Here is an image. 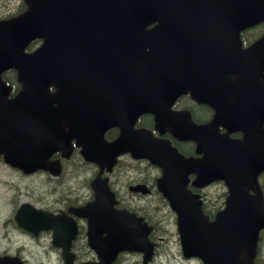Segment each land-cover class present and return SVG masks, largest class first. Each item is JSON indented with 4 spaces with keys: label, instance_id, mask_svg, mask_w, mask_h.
Returning a JSON list of instances; mask_svg holds the SVG:
<instances>
[{
    "label": "water",
    "instance_id": "obj_1",
    "mask_svg": "<svg viewBox=\"0 0 264 264\" xmlns=\"http://www.w3.org/2000/svg\"><path fill=\"white\" fill-rule=\"evenodd\" d=\"M28 2L30 8L26 14L15 21H0V72L19 57L18 51H8L5 45L14 40L26 43L42 37L44 42L24 64L22 78L32 79L36 84L46 80L55 84L57 91L51 94L50 101L59 104L60 93L61 98L65 95L62 98L65 104L50 106L52 111L45 123L44 137L34 131L39 104L33 105L30 99L21 97L17 103L4 100L0 107L4 121L0 143L7 148L15 144L16 148L6 156L7 160L27 169L46 167L48 157L66 140L64 124L67 123L72 134L87 139L84 147L91 158H98L94 154L102 153L98 138L103 137L105 127L117 122L121 113L131 118V122L143 111L162 118L175 98L192 87L202 85L204 93L221 92L225 95L223 100L208 99L216 109L212 124L195 126L189 122L197 130L207 128L197 140L198 151L206 148L208 156L195 161L170 141L158 139L152 143L148 136L141 146L126 147L163 168L161 189L176 207L186 256L198 255L206 264H254L259 231L264 228V202L258 183V175L264 171V81L254 86L252 76L261 75L264 68V36L243 49L239 32L264 20V0ZM208 12L226 13V22L210 35L203 28L196 30V26L195 31L188 30L185 17L181 16L188 14L189 21L195 23L202 21ZM155 21L157 25L147 27ZM173 26L179 29L174 35ZM215 34L218 38L221 35V39L214 45L210 36ZM174 37L183 39L178 42L177 61L169 49ZM210 48L215 53L203 72H190L196 68L189 62H204ZM233 70L240 72L237 78L219 79V75ZM255 92L257 99L250 106L247 100ZM221 123L228 132L215 131V126ZM234 130L242 131L243 137H230L229 132ZM32 136L47 144L32 146ZM195 163L197 168H192ZM191 172L197 173L195 183L206 184L219 178L228 186L226 206L213 221L203 214L199 201L194 205L197 195H192L186 186ZM93 186L96 199L71 209L88 219V243L100 258L92 264H111L124 249L150 248L152 244L147 243L150 226L145 228L125 211L115 210L112 193L99 181H94ZM60 215L65 216L24 204L17 220L34 231L41 227L54 228V242L63 248L66 264H72L73 255L69 251L77 225L73 218ZM31 221L48 224L32 226ZM150 256L151 253L145 255V262ZM0 264L23 262L18 257L4 256L0 257Z\"/></svg>",
    "mask_w": 264,
    "mask_h": 264
},
{
    "label": "flooded vegetation",
    "instance_id": "obj_2",
    "mask_svg": "<svg viewBox=\"0 0 264 264\" xmlns=\"http://www.w3.org/2000/svg\"><path fill=\"white\" fill-rule=\"evenodd\" d=\"M264 34V22H259L255 24L252 27H249L241 32V40L243 41L244 46H249L253 44L255 41H257L261 36ZM216 39L211 40V42L214 43ZM214 48L212 49L211 53H209L204 62L195 70H192L190 72L192 73H201L204 70V67L206 63L209 62L211 58L214 56ZM16 76V71H14ZM237 77L236 72H224L222 74V79L226 80L227 78L235 79ZM257 74L255 73L254 79H253V85L256 86L258 84L257 82ZM17 79V77H16ZM203 83V82H202ZM20 89L16 86L14 88V92L16 93ZM246 95V93H244ZM214 98L218 99L219 101L223 100L225 98V95L222 93H204V87L202 85H198V87H193L192 92H187L184 94H181L175 101L174 104L171 106L172 108V114L169 117H166V120L164 121L161 128H156V120L154 119V115L152 114H142L137 119V127H146L149 129L153 135L159 138H168L171 140L173 145L177 146V148L185 153L186 155L195 158H201L203 156H208L209 151L204 147V142H201V145L203 148H205L203 151H198V145L199 142L197 140V137L204 135V131L207 128H200L198 130H192L191 122L187 123V115H190L191 119L197 123V124H206L209 123L214 116L215 113V107L213 104H211L208 99ZM253 99H257V93H252L251 97L247 100L248 104L251 106ZM204 100V101H200ZM226 129L224 127V124H218L215 128V131L217 133H222ZM147 132V131H144ZM237 133H233L232 136L241 138L243 137L242 131H236ZM121 134V128L118 125L111 126L107 129L105 135L109 141H115ZM139 135L137 134V131H132L127 133V136L125 137L124 141L122 143L126 144H136L139 143ZM206 135V134H205ZM75 143V140H74ZM76 150L80 153V148L74 146L73 153H76ZM72 153V155H73ZM72 155L68 158H63L60 153L54 154V157H59L61 160V174L72 172L74 174L77 173L78 169H81L80 167H75L71 169V164L73 160H75V156L72 157ZM3 158V157H2ZM81 163H84L82 160L79 159ZM7 164L10 168H12L15 171H18L21 175L27 176L36 174L37 172H40V170L36 171L32 174H26L21 169L12 167L7 162ZM87 166H91L90 163H86ZM191 165V164H190ZM92 167V166H91ZM84 168V166H83ZM192 168H197L196 163L193 164ZM97 171L94 167L93 173L85 174L88 176L84 177L85 183L87 182V186L89 188V194L87 198L78 200L76 197L72 198L69 194L62 195V197L59 199L63 202L62 206H55L52 205V207H47L51 212L53 213H60L61 211H65L68 216H71L76 221L79 231L75 237V239L72 241V251L76 255L77 260H83L90 258L92 260L97 259V255L95 252L90 248L88 245V240L85 233L86 228V219L84 217L75 215L71 213L68 208L70 206H77L83 203H86L94 198L95 191L92 186V182L94 178L97 176ZM47 174V177L49 180H54L56 178H59L61 174L54 176L52 175L48 170L43 171ZM80 173H77L75 177L79 176ZM135 175V176H134ZM162 175L161 169L156 164H151L149 161L145 160L144 158H136L134 157L130 152H124L118 155L117 162L115 163L114 168L109 174V181L112 186V188L116 191V193L119 195L120 200L122 204L120 206L126 207L129 209V211L135 213L136 216H140L143 218V222L145 221L149 222L152 226V231L150 232V238L153 240L155 245V256L157 255L159 251V243L164 240V237L156 236V232L158 230V221L155 219L153 215L149 211H151L152 204H150V201H152V198L154 200H157L158 198L162 200L164 204L168 206L169 211H172L175 215V210L171 207L170 204L165 200V197L163 196L159 184V178ZM130 178L132 181H130L127 184V190H125V195L122 196L120 191L119 183L124 178ZM79 178V177H77ZM197 178L196 172L189 173V182L188 187L196 194H198L197 199L203 198V206L204 209L207 212H213L219 210L224 205V200L226 199V196L228 194V187L225 184V182L222 179L216 178L206 184H196L194 183V180ZM260 181L261 186L264 190V173L260 175ZM220 185L221 192L218 194V197L220 200L213 201L211 200L212 195H210V189H213V186ZM138 197V199H137ZM146 198L148 201H145ZM170 205V206H169ZM210 205L214 206L213 208H210ZM173 209V210H172ZM175 224L177 227V219L175 215ZM12 224L15 228H17L20 233L29 235L31 238V243L35 245L36 250L38 254L41 256V258L46 259L47 261L51 260H58L63 264V253L61 248L56 247L53 242V230L47 229L44 231H39L38 233L26 231L23 228L18 227L17 222L11 218L10 221H6V225ZM157 228V229H156ZM262 241V238H261ZM159 242V243H158ZM41 243L43 244V247H41ZM15 254L21 255L25 260L28 262L25 255L21 252L20 249H17L14 251ZM134 256L141 257L140 253H137L136 251H122L119 253L118 257L119 259L115 260L114 264H130L127 262V259L132 258ZM143 256V255H142ZM126 257V258H125ZM122 258V259H121ZM153 258V259H154ZM126 261H123V260ZM187 259H197L202 264L203 261L198 257H189ZM154 261V260H153ZM153 261L150 263L152 264ZM143 262V260H142ZM29 264V262H28Z\"/></svg>",
    "mask_w": 264,
    "mask_h": 264
},
{
    "label": "rangeland",
    "instance_id": "obj_3",
    "mask_svg": "<svg viewBox=\"0 0 264 264\" xmlns=\"http://www.w3.org/2000/svg\"><path fill=\"white\" fill-rule=\"evenodd\" d=\"M21 0H0V17L8 16L19 10ZM79 156L73 160L71 169L80 167L77 173L79 178L75 177L77 173H63L59 178L49 180L47 174L43 171L36 174L23 176L18 171L10 168L0 158V253H13L20 249L27 258L29 264H58L59 261H47L38 254L35 245L31 243L29 235L20 233L12 224L6 225L14 215L17 206L23 201H29L39 207L62 206L63 202L59 200L62 195L69 194L72 198L81 200L88 197L89 188L85 183V174L93 173L94 168L87 166L79 161ZM84 166V168H83ZM135 176V175H134ZM132 181L130 178H124L120 183L122 196H126L127 184ZM220 185L213 186L210 189L211 200L218 201V194L221 192ZM138 199V197H137ZM150 199V198H148ZM146 198L145 201H148ZM152 204L151 215L155 217L158 223L156 236L164 237L160 242L158 254L153 264H202L197 259H187L181 254V247L176 231L175 215L169 211L168 206L161 199L150 201ZM157 229V228H156ZM262 258L264 259V242L262 245ZM126 258V257H125ZM123 261H126L125 259ZM130 264H142V258L134 256L127 259Z\"/></svg>",
    "mask_w": 264,
    "mask_h": 264
},
{
    "label": "trees",
    "instance_id": "obj_4",
    "mask_svg": "<svg viewBox=\"0 0 264 264\" xmlns=\"http://www.w3.org/2000/svg\"><path fill=\"white\" fill-rule=\"evenodd\" d=\"M214 206H212V205H210V208H213ZM209 213H211V212H209ZM213 213H211V215H212Z\"/></svg>",
    "mask_w": 264,
    "mask_h": 264
}]
</instances>
